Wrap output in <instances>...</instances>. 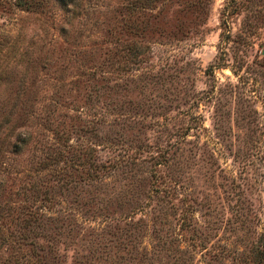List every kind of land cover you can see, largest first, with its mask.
I'll list each match as a JSON object with an SVG mask.
<instances>
[{
	"label": "rangeland",
	"instance_id": "1",
	"mask_svg": "<svg viewBox=\"0 0 264 264\" xmlns=\"http://www.w3.org/2000/svg\"><path fill=\"white\" fill-rule=\"evenodd\" d=\"M263 234L264 0H0V264H264Z\"/></svg>",
	"mask_w": 264,
	"mask_h": 264
},
{
	"label": "trees",
	"instance_id": "2",
	"mask_svg": "<svg viewBox=\"0 0 264 264\" xmlns=\"http://www.w3.org/2000/svg\"><path fill=\"white\" fill-rule=\"evenodd\" d=\"M261 246H262V249L259 252V255L261 256V254H263V257H264V234L262 236V239H261ZM257 255V253H256Z\"/></svg>",
	"mask_w": 264,
	"mask_h": 264
}]
</instances>
